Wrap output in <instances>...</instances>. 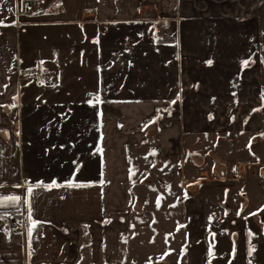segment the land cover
Wrapping results in <instances>:
<instances>
[{
    "label": "crops",
    "instance_id": "1",
    "mask_svg": "<svg viewBox=\"0 0 264 264\" xmlns=\"http://www.w3.org/2000/svg\"><path fill=\"white\" fill-rule=\"evenodd\" d=\"M259 2L0 0V197L21 198L0 206V264H82L85 235L93 252L115 243L148 128L191 183L175 264H264V162L225 147L264 137ZM201 182L237 197L240 217L209 221Z\"/></svg>",
    "mask_w": 264,
    "mask_h": 264
},
{
    "label": "rangeland",
    "instance_id": "2",
    "mask_svg": "<svg viewBox=\"0 0 264 264\" xmlns=\"http://www.w3.org/2000/svg\"><path fill=\"white\" fill-rule=\"evenodd\" d=\"M35 10L29 11L28 14ZM255 16L260 22L261 46L257 58L261 76L264 78V0H260ZM169 31H166V35ZM251 58L250 56L245 63H253ZM262 91L264 93V89ZM262 106L264 112V99ZM150 131L148 135L145 134L144 145L130 152L132 212L123 229L120 232L117 230L115 243L113 241L108 243V246L112 247L97 248L100 262L96 264H175L179 257L185 255L188 236L186 186L191 183L183 178L182 169L175 162L177 160L158 157L156 131L155 129ZM240 140L236 144L225 145L227 156L235 154L234 159L248 160L250 163L254 157H258L264 162V137L256 139V152L251 151L253 142L248 145V142L244 144V141ZM186 169L191 170L187 172ZM193 171L190 167L185 168V177L191 175ZM194 175H197V172H194ZM197 185L205 203V217L210 219L209 221L223 216L240 217L234 213L227 214V211H233L236 203L238 204L237 197L226 194L221 186L207 188L203 182ZM89 239L85 235L87 242L81 243L87 256L97 253L91 250ZM84 254L82 253L84 261L82 264H92Z\"/></svg>",
    "mask_w": 264,
    "mask_h": 264
},
{
    "label": "built area",
    "instance_id": "3",
    "mask_svg": "<svg viewBox=\"0 0 264 264\" xmlns=\"http://www.w3.org/2000/svg\"><path fill=\"white\" fill-rule=\"evenodd\" d=\"M37 8V3L32 1L27 5V10L25 11V13H28L29 11H33ZM159 33H163V31H158ZM167 36H169V38L172 36V33L169 31ZM45 80L47 82L51 81V78L49 76L45 77ZM11 222L9 224V227L11 230H20L24 228V221H23V217L22 214L20 212H14L12 213L10 216Z\"/></svg>",
    "mask_w": 264,
    "mask_h": 264
},
{
    "label": "snow or ice",
    "instance_id": "4",
    "mask_svg": "<svg viewBox=\"0 0 264 264\" xmlns=\"http://www.w3.org/2000/svg\"><path fill=\"white\" fill-rule=\"evenodd\" d=\"M9 11H11V9H9ZM0 23H2V22H0ZM99 98L97 97V100H98ZM53 184H55V182L53 181ZM37 187H50V185H44V184H37L36 185ZM68 186L69 187H77V186H79V185H77V184H74V183H72L71 181L68 183ZM31 193H32V188L31 187H29L28 188V194L29 195H31ZM21 198L19 197V196H13V197H0V206H3V203H4V201L5 200H9V201H11L12 203H17L19 200H20ZM158 203H159V201H158ZM31 212H32V210H31V207H29V216L31 217ZM36 225H37V222L36 221H33V228H35L36 227ZM33 228H29V236L31 237V234H32V230H33ZM249 254H251V251L249 252ZM209 255H212V253H211V250H209Z\"/></svg>",
    "mask_w": 264,
    "mask_h": 264
},
{
    "label": "trees",
    "instance_id": "5",
    "mask_svg": "<svg viewBox=\"0 0 264 264\" xmlns=\"http://www.w3.org/2000/svg\"><path fill=\"white\" fill-rule=\"evenodd\" d=\"M156 124V119H153L152 121H150L149 122V124L148 125H155ZM150 127V126H149ZM149 131V132H148ZM151 131H150V129L148 128L147 130H146V133H147V135L150 133ZM145 133V134H146Z\"/></svg>",
    "mask_w": 264,
    "mask_h": 264
}]
</instances>
